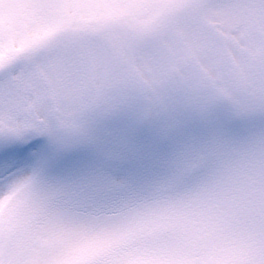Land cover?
Returning <instances> with one entry per match:
<instances>
[{
	"label": "snow or ice",
	"instance_id": "1",
	"mask_svg": "<svg viewBox=\"0 0 264 264\" xmlns=\"http://www.w3.org/2000/svg\"><path fill=\"white\" fill-rule=\"evenodd\" d=\"M0 264H264V0H0Z\"/></svg>",
	"mask_w": 264,
	"mask_h": 264
}]
</instances>
